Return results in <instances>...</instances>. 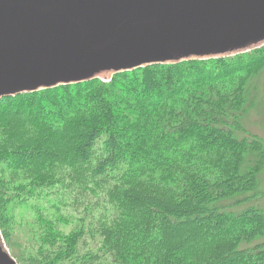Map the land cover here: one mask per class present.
<instances>
[{"label":"trees","instance_id":"16d2710c","mask_svg":"<svg viewBox=\"0 0 264 264\" xmlns=\"http://www.w3.org/2000/svg\"><path fill=\"white\" fill-rule=\"evenodd\" d=\"M263 73L264 47L1 98L0 232L18 264H264L248 123Z\"/></svg>","mask_w":264,"mask_h":264},{"label":"water","instance_id":"95a60500","mask_svg":"<svg viewBox=\"0 0 264 264\" xmlns=\"http://www.w3.org/2000/svg\"><path fill=\"white\" fill-rule=\"evenodd\" d=\"M262 47L264 0H0V99Z\"/></svg>","mask_w":264,"mask_h":264},{"label":"rangeland","instance_id":"374dc122","mask_svg":"<svg viewBox=\"0 0 264 264\" xmlns=\"http://www.w3.org/2000/svg\"><path fill=\"white\" fill-rule=\"evenodd\" d=\"M99 78H100V80L107 82L109 79V76L107 77V75H102V76H99ZM260 80H262V85H260L261 86V91H260L261 101H259V104H257V108H255L254 110L251 111L250 120L248 121V123L251 122L252 125H254L253 129L256 130V132H259V134L264 137V73L261 75ZM120 93H122V92H120ZM256 110H259V112L261 113L260 114L261 118L259 117V115L257 113H254ZM262 115H263V117H262ZM263 188H264V186H263ZM263 204H264V199H263ZM61 211H63L66 214L75 213L76 215H80L82 212H84V207H78V206L74 205L72 201H69L68 204L61 209ZM30 214L31 213L25 214V215H23L24 217H22L20 214H17V217L15 218L16 220L19 221L16 224V226H17V228L15 230L16 233L12 234V242L15 244L14 246H15L16 251H21L22 248L24 249L25 248L24 247V241L27 242L29 240L28 239L29 231L27 229V226L24 224V222L31 220L30 216H32V215H30ZM76 217L78 218V216H76ZM0 237L2 239L1 232H0ZM2 242L4 244L3 239H2ZM4 246H5V248L8 249L9 254L14 258L9 247L6 244H4ZM91 246L93 247L94 244H92ZM15 261L17 262L16 259H15ZM17 264H18V262H17Z\"/></svg>","mask_w":264,"mask_h":264}]
</instances>
